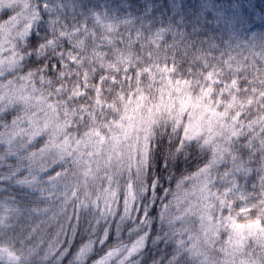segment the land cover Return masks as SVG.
I'll return each mask as SVG.
<instances>
[{
  "label": "trees",
  "instance_id": "16d2710c",
  "mask_svg": "<svg viewBox=\"0 0 264 264\" xmlns=\"http://www.w3.org/2000/svg\"><path fill=\"white\" fill-rule=\"evenodd\" d=\"M160 5L161 0H0V33L5 36L0 52L3 59L11 58L4 66L0 61V181L17 165L20 179L40 178L46 170L41 171L39 161L19 160L20 144L35 140L26 131L44 127L62 134L71 129L74 141L98 142L97 135H113L118 131L114 124L138 115L141 127L149 118L146 135L131 133V144L146 155L144 176H165L159 162L182 129L183 141L201 142L205 154L201 157L193 152L168 177H174L177 185H188L201 170L220 169L227 182L234 181L238 188L236 192L229 189L234 194L232 206H215L218 216H227L231 225L235 221L251 234L256 225L264 229V178L254 167L241 163L264 146V92L247 84L243 75L249 59L258 60L260 55L198 50L174 27L171 11ZM2 42H6L3 47ZM21 49H25L23 54ZM124 60H130L132 67L115 70ZM20 67L26 75L17 70ZM197 111L215 113L218 121L228 123L221 140L185 139L188 123L181 121L180 114L186 118ZM169 124L170 133L166 131ZM76 145L70 144L69 150ZM91 150L78 151L81 190L84 196L100 198L109 211L117 203L121 206L126 175L117 167L92 172L90 179L99 180L87 190L84 172L91 162ZM7 189L6 182L0 183V203L8 216L0 228V249L18 253L21 229L35 224L42 215L38 213L61 198L63 190L40 179L34 187L25 184ZM22 209L31 210L30 215ZM12 222L16 226L8 227ZM175 223L168 221L167 250L174 248L177 253L172 264H206L203 254H194L195 249L202 251L198 241L182 234ZM218 233V240L209 244L211 253L225 242L234 243L236 233L232 234L230 226ZM256 234L238 238L245 252L264 253V233ZM19 257L11 263L0 259V264H21L24 257ZM217 257H223L222 253Z\"/></svg>",
  "mask_w": 264,
  "mask_h": 264
},
{
  "label": "clouds",
  "instance_id": "9594fccd",
  "mask_svg": "<svg viewBox=\"0 0 264 264\" xmlns=\"http://www.w3.org/2000/svg\"><path fill=\"white\" fill-rule=\"evenodd\" d=\"M160 6L171 11L169 19L175 18L174 27L198 50L220 55L230 50L259 54L260 59H249L243 75L247 84L258 86L264 92V0H175L174 3L161 0ZM20 51L23 54L25 49ZM17 70L27 74L23 67ZM171 128V124L167 125L166 131L170 133ZM26 134L35 136V140L20 144L19 160L39 161L40 167L46 169L41 182L51 181L53 187L63 190V195L48 204L51 210L42 214L35 224L21 229L20 255L24 257L21 264H97L106 254H111L110 249H119L120 253L113 256L112 264H172L177 253L174 248L167 250L170 247L167 213L161 212L162 207L171 206L177 186L176 179L169 178L168 173L193 152L202 157L205 150L201 142L183 141L182 129L177 130V139L168 146L158 165L165 176L149 173L136 184L137 211L133 213L119 203L109 211L100 204L98 211L95 199H84L79 153L69 150L70 144L78 143L70 139L71 129L57 134L52 129L39 127ZM241 163L254 167L264 178V146L250 152ZM6 184L8 191L15 187L14 182ZM30 211L22 209L29 215ZM69 218L76 225L75 233L69 226ZM15 226L14 222L8 225ZM106 233L108 239H105Z\"/></svg>",
  "mask_w": 264,
  "mask_h": 264
},
{
  "label": "rangeland",
  "instance_id": "374dc122",
  "mask_svg": "<svg viewBox=\"0 0 264 264\" xmlns=\"http://www.w3.org/2000/svg\"><path fill=\"white\" fill-rule=\"evenodd\" d=\"M4 34L0 33V40L4 39ZM6 42H2V47ZM0 61L4 66L10 61L3 59V52H0ZM132 67L130 60H124L115 66V70L129 69ZM114 69V68H113ZM17 95V94H15ZM14 95V96H15ZM199 101V100H197ZM186 116L185 113L180 114L181 121H186L188 124L185 126L184 137L190 138L201 136L205 138V141L221 140L224 137V133L228 131V123L225 121H218L219 118L215 113H209L208 111H197L192 113L191 116ZM149 118L142 124L140 116L131 115L123 121H119L114 124V127L118 131H114V134L109 135H97L98 142L94 139H84L78 141L75 150L90 151L89 158L90 163L87 166V173L85 174V184L87 190H89L99 179L91 180V173L104 172L105 170L113 169L117 167L121 172L126 175L124 180V195L121 200V206H126L133 213L137 211L136 204V193L135 186L143 180L144 176V161L145 156L137 151V147L131 144V133L136 132L146 135V131L149 129L147 125ZM141 127V129H140ZM112 141V145H111ZM80 146L89 147L91 149H85ZM97 155L94 154V151ZM220 169H210L209 171L201 170L198 175L188 182V185L178 184L175 189V193L172 198V204L168 208H161V212L167 213V220H175L176 225L180 226L181 233L190 235L198 241L200 250H194V254H203V259L206 264H261V258L264 257V253L259 250H255L253 253L245 252L244 247L239 246L238 238H252L257 235L256 233H264V229L256 225L252 227V234L248 229L242 226H237L235 221L231 225L227 216L220 217L216 213V208L230 205L235 202L233 192L230 193L229 189H234L236 192L237 185L234 181L231 183L227 182V175L223 172L219 173ZM92 178V177H91ZM114 179V177H113ZM126 181V182H125ZM119 188V184L117 183ZM119 197V195H117ZM91 198L88 194H85L84 199ZM240 205L241 201L239 202ZM6 208V206H5ZM7 209V208H6ZM178 215V216H177ZM221 215V214H220ZM176 216V217H175ZM8 216L2 209L0 203V228H3L7 223ZM230 226L232 234H235L234 243L229 245L225 242L224 245H220L218 254L216 252L211 253L209 244L213 239L215 241L219 238V231L222 228ZM235 228V230L233 229ZM230 229H225L227 231ZM1 232V231H0ZM230 234V233H229ZM252 235V236H251ZM1 236V235H0ZM229 236V235H228ZM227 236V237H228ZM246 241V240H245ZM197 246V247H198ZM246 247V246H245ZM197 251V252H196ZM238 252V253H237ZM222 253L223 257L218 258L217 256ZM249 254V255H247ZM247 255V256H246ZM20 251L16 253V250H12V253L0 249V259L4 262H15L20 257Z\"/></svg>",
  "mask_w": 264,
  "mask_h": 264
},
{
  "label": "snow or ice",
  "instance_id": "6c2138e0",
  "mask_svg": "<svg viewBox=\"0 0 264 264\" xmlns=\"http://www.w3.org/2000/svg\"><path fill=\"white\" fill-rule=\"evenodd\" d=\"M11 18V14H9L8 19ZM10 159H17V157H9ZM31 171V169L29 170ZM41 171H43V169H41ZM20 173H21V169L19 168V165H17L16 169L14 170V172L9 173L7 175V177L5 178V180L0 181V183L2 182H9L12 183L14 182L15 185H25L27 184L28 187H34L39 183V177H35L33 176V178L31 180L28 179H20ZM49 183H51V181H49ZM57 198H58V194H57ZM90 199V198H89ZM99 205H100V198H97L96 200V207L97 210L99 211ZM86 206V205H85ZM51 209L46 208L43 210L42 213H38V214H46L48 211H50ZM76 220L77 223L79 221V215L77 214L76 216ZM69 226L72 228L73 233H75L76 231V225H72L71 224V218H69L68 220ZM119 232V226L117 227V233ZM131 235V233H130ZM116 239H118L119 237H115ZM105 239H108L107 233L105 234ZM111 254H106V256L104 258H102L100 261L97 262V264H112V259L114 255H119V249H110L109 250ZM121 264H123V262H121Z\"/></svg>",
  "mask_w": 264,
  "mask_h": 264
}]
</instances>
